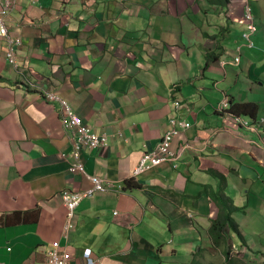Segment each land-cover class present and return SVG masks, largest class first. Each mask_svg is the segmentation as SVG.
<instances>
[{"label": "crops", "instance_id": "0c3cea01", "mask_svg": "<svg viewBox=\"0 0 264 264\" xmlns=\"http://www.w3.org/2000/svg\"><path fill=\"white\" fill-rule=\"evenodd\" d=\"M239 2L212 16L227 22L228 32L232 17L242 15ZM178 5L188 7L181 0L19 1L8 18L9 32L21 39L17 70L7 64L0 38V264L46 261L54 242L70 264L228 263L226 238L234 232L225 229L216 241L211 230L218 221L212 217L215 176L225 182L230 167L245 180L264 167V119L258 124L256 99L264 97V51L241 56V37L226 50L215 33L224 28L220 23L205 26L202 10L189 6L185 15ZM260 11L252 10V18L263 36L264 6ZM46 92L104 139L101 150L78 152L85 174L71 170L70 135L59 103ZM226 95L231 116L254 120L256 128L232 129L217 113ZM241 102L257 104L256 115L238 110ZM171 119L190 125L173 139L174 157L134 176ZM91 176L108 189L84 198L68 221L61 194L90 192ZM130 179L137 186L129 187ZM245 196L250 213L264 217V203ZM242 242L249 250L230 259L264 264L262 252L258 258L243 235Z\"/></svg>", "mask_w": 264, "mask_h": 264}, {"label": "rangeland", "instance_id": "374dc122", "mask_svg": "<svg viewBox=\"0 0 264 264\" xmlns=\"http://www.w3.org/2000/svg\"><path fill=\"white\" fill-rule=\"evenodd\" d=\"M34 1L37 2V0H34ZM178 1H180V0H178ZM181 1H183L185 4H187L188 7L189 6L195 7V9L193 11H196L197 9L202 10L200 13V17H202L203 21H205V26H207V22L209 21V22L213 23V25H215V23L217 22V23H220V25H222L224 27V28H221V27L216 28L215 33H216V37L220 41L223 42V45L226 47V50L229 51V49L231 50V48H236L235 44L240 45V42H239L240 30H243V29L245 30L246 25H247V19L244 18L243 14L242 15L238 14L237 16L232 17L233 23H234V28H233V31H230V32H228V30H224V29H227V27H228L227 22H222L221 20L212 17L213 15H215L214 13L217 14L218 11L221 12L222 10H226V9H228V7H230V5L234 9L241 6L242 3L239 2V0H230L229 3L226 6H224L223 8H220L221 5L217 4L214 0H181ZM207 5L216 7V9H213V10L211 9V10H207V11L203 10L204 6H207ZM250 5L252 7L254 15L261 14L260 6L263 7L264 2L260 3L259 1L254 0V2L250 3ZM188 7L185 9V7L183 5H178V10L179 11L184 10V11H186L185 15L186 14L190 15L189 13H187ZM17 8H18V6H17ZM228 13H229V16H231L230 10H228ZM236 20H238V22H234ZM257 34H258V32L252 34V36H251V40L253 41L254 48L248 49V48H246L245 45H244L245 47L241 46V48H240L241 56L242 55L244 56L246 53H248V57H249L250 55L256 54V52L259 50L264 51V35L260 36V34H258V35ZM243 44H244V42H243ZM248 57H247V59H248ZM261 57L263 58L262 60H264L263 55H261ZM257 64L258 63H256V65ZM18 68H19V65L16 64V67L14 69L17 70ZM256 99H257V101L260 102V110H259L258 116L261 117L260 118V120H261V119H264V104L262 102V100H264V97L262 98V97L256 95ZM230 110H231V105H230ZM217 113L220 114L218 111H217ZM244 121H246V120H242V122H244ZM229 124L230 123L228 122V125ZM169 131H170V129L167 130V132H169ZM226 169L227 170L224 171V175L226 178L225 182H223V179L221 180V178H222L221 175H220L221 176V178H220V176H215V175L212 176L211 175L212 173L211 172L209 173L210 181L208 183L210 185H212V183H213L214 176L216 178H218V180H217V186L218 187L214 186V189L216 192L214 195L216 196L217 200L214 201V198H212L213 203H214V207H217L218 209H223L225 204L228 203V205L230 207L231 206L230 203H233L237 208L240 209L238 211V212H240L238 215L240 219L237 218L238 220L235 222L241 223L242 226H239V227L242 231L239 230L240 233H242L243 238L245 239L246 242H251L255 246V249L257 250V251L254 250L256 253L255 256H258V258H260V256H261L260 251L264 255V217L261 215L258 216V212H259L258 210L254 209L253 210L254 213L252 214V213H250V211H251L250 208L247 206L245 207V204L248 202V198H246L245 193L249 192V198L254 196V197L258 198L261 202L264 203V167H258L257 170H253V173L255 174V176L252 178L246 177L245 180H241L239 176L237 177L236 173H233L232 171H230V167L226 168ZM226 172H229L231 175H228ZM224 185H225V187H223ZM85 194L86 193H84L83 196ZM77 195H78V193L76 194V196ZM80 195H82V194H80ZM82 200H80V202ZM220 201H221V203H220ZM254 201H256V200H254ZM210 203H211V199H210ZM248 203L250 204V202H248ZM79 204L80 203H78L77 205L79 206ZM220 207H222V208H220ZM76 209H77V207L71 212L70 215H68V213L66 212L67 213L66 218L68 221H70L72 219ZM218 209H217V212L215 213V216L212 215V217H214V219H216L214 221L220 220V218L222 216L223 211L218 210ZM244 214L246 215L245 218H244ZM240 220H241V222H240ZM212 225H213V223H212ZM211 228H212V226H211ZM226 239H228V241H229L228 245H229V249L231 250V255L237 254V250H238V252L240 251V252L245 253V254L249 250L248 248L244 247V244L242 242V238L238 237V235L234 234L233 237L231 238V240L229 239V237H227ZM241 245H243V246H241ZM236 247L237 248L240 247V249H236ZM245 254H243L242 256H244ZM201 258L202 257L200 255L199 261ZM180 262L181 263L183 262L182 259H180ZM190 263H192V262H190ZM210 263H213V262L210 261ZM261 264H263V262Z\"/></svg>", "mask_w": 264, "mask_h": 264}, {"label": "built area", "instance_id": "2783aa9c", "mask_svg": "<svg viewBox=\"0 0 264 264\" xmlns=\"http://www.w3.org/2000/svg\"><path fill=\"white\" fill-rule=\"evenodd\" d=\"M20 0H0V38L4 41L5 44V58L7 63L12 67H16V49L21 46V39L19 36L11 35L9 30L10 27L8 25V18L10 15L17 10V6ZM33 4L37 3L34 0H28ZM244 18L247 19L246 32L242 34V39L246 45V47L251 48L253 46L251 36L256 32V28L254 26L252 15L250 12V7L247 5L244 7ZM238 57H235L233 62L238 63ZM52 98V97H51ZM62 104V128L69 133L70 141H71V153L73 157L74 164L72 165L73 171H78L79 173L85 174L81 163L78 162V152L84 147L88 151L98 150L101 147L105 146V142L103 138H98L95 134L91 133L89 128L82 124L81 120L76 118L68 106L61 102ZM178 104L174 103V108L177 109ZM223 110H230V101L229 97L226 95L224 99L220 101L218 104L217 111L225 116V119L231 124V128L235 130L245 129L250 126V128L255 127L256 125L251 124L249 121L242 122V118L239 116L232 115L227 116V113ZM80 120V121H79ZM258 124L262 125L263 120L261 119ZM190 128V125L184 122L177 123L174 119H171L169 122L170 131L165 133L157 146V149L152 153H147L146 157H142L140 160L142 164V171H150L153 167L158 166L162 162L166 160H172L173 154L170 152L171 145L173 139L179 135V130H187ZM168 129V130H169ZM151 158L157 159L161 158L162 161H151ZM175 160V158H174ZM173 160V161H174ZM94 188L87 192L84 196L71 193V192H63L61 195V200L66 209L68 215L78 207V203L83 198L91 196L95 192L104 193L108 186L104 185L103 181L99 179V182L96 179H91ZM68 263V255L65 252L60 251V247L58 242H54L47 253L46 261L37 264H67Z\"/></svg>", "mask_w": 264, "mask_h": 264}, {"label": "trees", "instance_id": "16d2710c", "mask_svg": "<svg viewBox=\"0 0 264 264\" xmlns=\"http://www.w3.org/2000/svg\"><path fill=\"white\" fill-rule=\"evenodd\" d=\"M214 1L217 4H220L221 5L220 7L223 8L224 6H226L229 3L230 0H214ZM0 80H4V79L0 78ZM236 106H237L238 110L242 109L243 111H248L250 117H254L256 115V111L258 110V105L251 103V102H241V103L236 104ZM131 181H132V179L127 181V185L129 187L137 186V183H134V185H132ZM230 204H231L230 207H229L228 203L225 204V206L223 208L224 210L219 209V210L223 211L222 216H221L220 220L217 221V223H213V225H212L211 230L213 233L214 240H216V241L219 238H222L223 231L225 229L226 230H228V229L232 230L235 235H238V237L242 238V234L239 231L240 229H238L239 226H238V224H235L234 218H233L234 213L238 212L240 209L237 208L233 203H230ZM222 207H220V208H222ZM226 256L228 258L227 264H229V262H232L233 264H235V262L230 259L231 250H230V254H227Z\"/></svg>", "mask_w": 264, "mask_h": 264}, {"label": "bare ground", "instance_id": "6f19581e", "mask_svg": "<svg viewBox=\"0 0 264 264\" xmlns=\"http://www.w3.org/2000/svg\"><path fill=\"white\" fill-rule=\"evenodd\" d=\"M17 65H18V62H17ZM46 94H47V98L48 99H50V100H54V101H57L58 103H59V105H60V110H61V113L60 114H62V110H63V108H62V104H61V102H64L67 106H68V108L70 109V106L64 101V100H62V99H60L57 95H55V94H53V93H47L46 92ZM52 97V98H51ZM229 101H230V99H229ZM71 110V109H70ZM224 112H226L227 113V116H230L231 117V113H230V110L228 111V110H223ZM224 116V115H223ZM76 117V116H75ZM77 118V117H76ZM61 119V118H60ZM79 119V118H78ZM80 121V120H79ZM82 122V121H81ZM246 129H250V126L249 127H247ZM167 133V132H166ZM102 148H104V147H101V148H99L98 150H101ZM155 151V149L152 151V152H150V153H152L151 154V156L153 155V152ZM171 152V151H170ZM149 154V153H148ZM147 153L144 155V157H146L147 155H148ZM151 161H154V162H156V161H162V159L161 158H157V159H153V158H151ZM169 160H166V161H164V162H162L161 164H159L158 166H160V165H162V164H164L165 162H168ZM146 172V170L145 171H142V164H141V162L139 163V165H138V167L135 169V171H134V176H138V175H141V174H143V173H145ZM91 179H96L98 182H99V179L100 178H98V177H94V176H91L90 178H89V180H90V182H91V184H92V187H91V189L90 190H92L93 188H94V184H93V182H92V180ZM75 194H77V193H75ZM62 195V194H61ZM33 264H37V263H33ZM67 264H70V262H69V259H68V263Z\"/></svg>", "mask_w": 264, "mask_h": 264}, {"label": "clouds", "instance_id": "9594fccd", "mask_svg": "<svg viewBox=\"0 0 264 264\" xmlns=\"http://www.w3.org/2000/svg\"><path fill=\"white\" fill-rule=\"evenodd\" d=\"M250 0H244L243 2H244V6H243V12H242V14H243V16H244V7L247 5L248 7H250V12H251V15H252V17H253V14H252V8H251V5H249L248 4V2H249ZM252 20H253V18H252ZM253 23H254V26H255V28H256V32H257V26H256V23H255V21L253 20ZM246 32V29L245 30H243L242 32H241V34H240V37H241V40L243 41V39H242V34L243 33H245ZM255 32V33H256ZM244 42V41H243ZM252 43H253V41H252ZM244 45H245V43H244ZM246 46V45H245ZM253 46H254V44H253ZM252 46V47H253ZM251 47V48H252ZM248 48V47H247ZM17 50V49H16ZM6 59V58H5ZM239 59V58H238ZM16 60H17V58H16ZM234 60V59H233ZM239 61V60H238ZM6 62H7V60H6ZM18 62V61H17ZM234 64H236L235 62H233ZM8 64V63H7ZM9 65V64H8ZM12 69H14L11 65H9ZM230 99V98H229ZM178 104V103H177ZM179 108V105L177 106V109ZM176 109V110H177ZM220 115H222V114H220ZM241 118V117H240ZM250 123L251 124H253L254 123V120H250ZM64 130V129H63ZM65 131V130H64ZM66 132V131H65ZM66 133H68V132H66ZM69 134V133H68ZM175 158H176V156H175Z\"/></svg>", "mask_w": 264, "mask_h": 264}]
</instances>
